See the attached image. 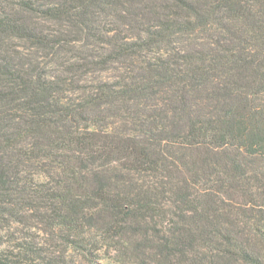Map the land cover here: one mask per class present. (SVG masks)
<instances>
[{"label": "trees", "instance_id": "trees-1", "mask_svg": "<svg viewBox=\"0 0 264 264\" xmlns=\"http://www.w3.org/2000/svg\"><path fill=\"white\" fill-rule=\"evenodd\" d=\"M264 264V0H0V264Z\"/></svg>", "mask_w": 264, "mask_h": 264}, {"label": "rangeland", "instance_id": "rangeland-1", "mask_svg": "<svg viewBox=\"0 0 264 264\" xmlns=\"http://www.w3.org/2000/svg\"><path fill=\"white\" fill-rule=\"evenodd\" d=\"M66 262L67 264H88L84 258L76 256V254H67Z\"/></svg>", "mask_w": 264, "mask_h": 264}]
</instances>
